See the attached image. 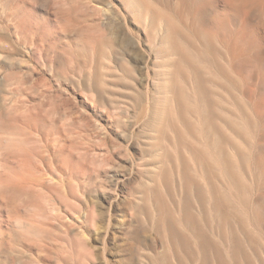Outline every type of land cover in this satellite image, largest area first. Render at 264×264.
I'll use <instances>...</instances> for the list:
<instances>
[{"label":"rangeland","instance_id":"rangeland-1","mask_svg":"<svg viewBox=\"0 0 264 264\" xmlns=\"http://www.w3.org/2000/svg\"><path fill=\"white\" fill-rule=\"evenodd\" d=\"M0 264H264V0H0Z\"/></svg>","mask_w":264,"mask_h":264}]
</instances>
